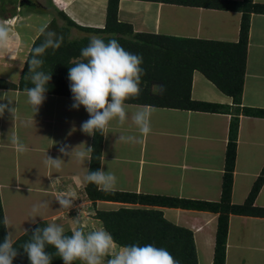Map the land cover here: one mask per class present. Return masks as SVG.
<instances>
[{
	"label": "crops",
	"instance_id": "0c3cea01",
	"mask_svg": "<svg viewBox=\"0 0 264 264\" xmlns=\"http://www.w3.org/2000/svg\"><path fill=\"white\" fill-rule=\"evenodd\" d=\"M18 1L0 0V24L7 26L9 32L7 46L0 49V97L6 94L8 99L13 100L9 104L8 99H0V104L15 108L13 115L7 109L0 115V200L3 220L8 217L13 225L6 229V233L11 231L15 241L39 221L55 223L60 215V205L55 197L72 193L79 200L91 202L92 209L87 210L91 216L89 223L97 225V230L104 229L100 219L96 218L97 212L102 210L121 207L160 210L167 221L192 231L198 264L199 260L211 264L217 213L88 199L83 177L88 171L89 161L82 166L59 151L65 145L70 146L69 151L80 144H84L80 148L91 147L92 135L80 130L82 122L89 119L85 108H72V96L49 92L34 114L26 104L24 90L8 85H18L31 47L42 35L31 21L33 15L40 17L46 10H51L52 14L48 15L44 24L48 25L53 17H57L56 21L62 20V25L66 27V38L73 40L69 26L78 28L69 25L56 10H62L77 25L102 28L107 0H49L50 7L37 6L39 8L34 11L19 6ZM253 1L264 4V0ZM117 10L118 19L130 23L133 32L137 33L224 42L239 39L241 11L237 10L158 0H118ZM80 33L83 34L80 38L92 35L101 38L98 33L82 30ZM59 35H64V32H56V36ZM191 98L225 104L230 109L233 106L232 98L197 70L192 74ZM126 105L130 114L140 108L151 112V131L142 135L130 119L123 126L115 121L110 124L107 136H103L100 169L115 174V190L218 201L231 115L136 103ZM243 106L264 109V13L251 12L249 17L240 103V107ZM13 135L27 146L26 153L16 151L11 143ZM120 135L134 136L135 141L118 140ZM46 152L66 162L59 173L44 165ZM263 166L264 117L240 114L232 204H243ZM43 200L49 201V207L41 210L43 218L37 216L34 223L29 218L31 208ZM251 207L244 214H229L225 264H264V180ZM122 248L113 243L114 252Z\"/></svg>",
	"mask_w": 264,
	"mask_h": 264
},
{
	"label": "trees",
	"instance_id": "16d2710c",
	"mask_svg": "<svg viewBox=\"0 0 264 264\" xmlns=\"http://www.w3.org/2000/svg\"><path fill=\"white\" fill-rule=\"evenodd\" d=\"M169 3L204 6L224 10L241 11L239 39L236 42L205 40L198 38H184L164 34H147L133 32L132 25L118 19V0H107L105 23L102 28H92L74 23L57 9L62 18L69 25L87 33L101 34V38L108 42L116 39L120 45L133 54L142 56L141 67L144 75L141 77L140 95L138 98L128 100L126 103L151 105L156 107H170L189 110L229 113V132L225 150L224 168L221 181V194L218 201L189 200L163 195H150L142 193L124 192L114 190L105 193L97 189L96 185L86 183L85 191L88 199L109 200L125 203H137L149 206L179 207L197 209L217 213V227L211 264H225V248L228 233L230 213H247L264 180V166L251 187L243 204L231 203V190L233 185V170L235 166L237 131L239 115L264 117V109L249 106L240 107L243 91L245 58L249 35V17L251 12L264 13V4L253 0H158ZM51 3V2H49ZM57 17H53L48 27L55 26L57 32H64L63 42L58 49L49 48L41 57L44 64L41 69L51 73V80L46 93H56L72 96L70 82L67 79L68 69L81 60V49L89 43V37L69 40L66 38V27L57 25ZM44 36L41 35L31 47L39 46ZM52 49V50H51ZM31 50L26 58H31ZM24 62L22 75L18 86L24 90L32 85L25 81L29 65ZM201 72L221 92L232 98V109L228 105L198 101L191 98V84L193 71ZM163 85L165 91L156 92V87ZM103 136L100 133L92 136L88 171L100 169ZM102 226L113 237L114 243L119 247L130 244H154L166 248L179 264H198L191 230L167 221L160 210L154 208H126L117 210H102L97 212ZM47 225L39 221L20 235L14 243L18 248V255L13 264H30L21 244L30 239L32 231L37 227ZM65 234L71 235V231ZM7 235L3 224V212L0 200V243ZM48 251L54 249L48 246ZM76 262H74L75 264ZM52 264H63L58 257H53Z\"/></svg>",
	"mask_w": 264,
	"mask_h": 264
},
{
	"label": "clouds",
	"instance_id": "9594fccd",
	"mask_svg": "<svg viewBox=\"0 0 264 264\" xmlns=\"http://www.w3.org/2000/svg\"><path fill=\"white\" fill-rule=\"evenodd\" d=\"M35 2L33 0H29ZM38 5H27L19 0V6L23 8L36 9L37 6H45L46 3L39 2ZM49 1V0H45ZM27 10V9H26ZM24 14V11H21ZM48 25L40 28L41 34L45 37L43 42L31 50V58L26 60L29 65L25 81L31 87H25L24 93L27 97L26 104L35 114L46 99V92L51 80V73L42 70L44 61L41 57L47 49H58L63 37H57L54 32L47 31ZM9 32L7 26L0 24V49L7 46ZM81 60L77 61L68 69L67 79L70 82L74 109L83 106L89 114V119L82 122L80 130L87 135L107 136L106 133L110 124L115 121L123 126L129 119L138 129L139 133L146 135L150 133L151 112L147 108H140L132 112L128 111L126 102L140 95L141 77L144 69L141 67L142 56L126 51L116 39L105 42L102 38L92 35L89 43L81 49ZM163 85L156 87V92L163 93ZM0 99H8L6 94ZM9 104L13 101L8 99ZM7 109L12 115L15 108H9L6 104H0V115ZM121 141L134 142V136L120 135ZM11 143L18 153L24 154L28 151L27 146L20 141L19 137L13 135ZM80 144L69 151L70 146H61L59 151L64 155L73 158L80 165L85 161H91V147L80 148ZM80 148V150H77ZM47 168L59 173L66 163L61 157L53 158L45 153L43 161ZM86 183L96 185L97 189L105 193L115 190L117 178L110 170L103 168L95 171H87L83 177ZM29 191L31 189L29 188ZM76 199L72 193L60 194L55 197L59 203V210H70L73 201ZM49 207V201L43 200L33 204L30 217L35 223L37 216L42 217V209ZM79 217V216H78ZM77 217V218H78ZM4 228L13 227L8 217L3 220ZM27 233V230H25ZM15 241L12 232L9 231L2 243H0V264H13L14 258L18 255V248L14 247ZM113 237L105 229L90 230L85 232L82 228L71 231V235L65 234L63 226L56 223H49L44 227H37L32 231L30 239L20 245L26 253L30 264H52L53 257H58L63 264H179V261L164 247H157L154 244H130L123 246L122 250L113 251ZM51 246L54 251H48Z\"/></svg>",
	"mask_w": 264,
	"mask_h": 264
},
{
	"label": "rangeland",
	"instance_id": "374dc122",
	"mask_svg": "<svg viewBox=\"0 0 264 264\" xmlns=\"http://www.w3.org/2000/svg\"><path fill=\"white\" fill-rule=\"evenodd\" d=\"M41 1L43 3H46L45 6H48V7L51 6V3H49V1H46V2H45V0H41ZM26 9L31 10V8H26ZM49 14H52L51 10H46V12H43V14H41L40 17L39 16L36 17V15L32 16L31 21H33L35 23L36 29L37 28L40 29L43 26V24L45 23ZM37 19H38V21H36ZM62 23H63L62 20L58 19L56 26L60 27L62 25ZM54 28H55V26H50L49 31L53 32ZM69 28L71 29L70 38L79 39L80 36L83 35L80 33L81 30H78L75 28L72 29L70 26H69ZM56 32L57 31L55 29L54 33L56 34ZM74 204H75V207L73 206L69 211L68 210H60L59 220L57 219L58 221H56V222L54 220V222L56 224L63 226L65 229V232L69 231L68 229H71L70 231H72L73 229H76L78 227L82 228L85 232L90 231V230H97L96 229L97 225L89 223L91 221L89 217H91V216H90V213H88V211L83 208V206H85V205L84 204L79 205L76 202H73V205ZM74 210H77V211H74ZM86 211H87V214H89V215L86 214ZM75 264H80V262L77 261ZM199 264H205V263H203L201 260H199Z\"/></svg>",
	"mask_w": 264,
	"mask_h": 264
},
{
	"label": "built area",
	"instance_id": "2783aa9c",
	"mask_svg": "<svg viewBox=\"0 0 264 264\" xmlns=\"http://www.w3.org/2000/svg\"><path fill=\"white\" fill-rule=\"evenodd\" d=\"M75 197H76V195H75ZM73 202H76L77 204H84L85 206H83V208L84 209H86V210H90V209H92V207H90V204H91V202L90 201H85V200H79L77 197H76V199L73 201ZM74 207H75V204L73 205ZM89 207V208H88ZM74 211H77V210H74Z\"/></svg>",
	"mask_w": 264,
	"mask_h": 264
},
{
	"label": "flooded vegetation",
	"instance_id": "af4514ba",
	"mask_svg": "<svg viewBox=\"0 0 264 264\" xmlns=\"http://www.w3.org/2000/svg\"><path fill=\"white\" fill-rule=\"evenodd\" d=\"M35 2L29 1V0H23L27 5H38V0H33Z\"/></svg>",
	"mask_w": 264,
	"mask_h": 264
}]
</instances>
